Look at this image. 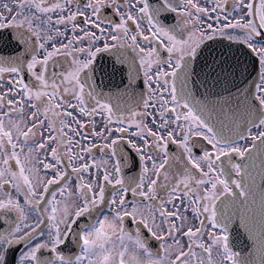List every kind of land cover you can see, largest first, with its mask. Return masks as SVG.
<instances>
[{"label":"snow or ice","instance_id":"snow-or-ice-1","mask_svg":"<svg viewBox=\"0 0 264 264\" xmlns=\"http://www.w3.org/2000/svg\"><path fill=\"white\" fill-rule=\"evenodd\" d=\"M217 37L258 57L234 105ZM5 74L0 264H264V0H0Z\"/></svg>","mask_w":264,"mask_h":264},{"label":"flooded vegetation","instance_id":"flooded-vegetation-1","mask_svg":"<svg viewBox=\"0 0 264 264\" xmlns=\"http://www.w3.org/2000/svg\"><path fill=\"white\" fill-rule=\"evenodd\" d=\"M200 3L202 5H206L211 7V0H200ZM229 3H231V0H229ZM114 19L118 20V17H113ZM168 23H175L176 21L170 16ZM134 27V26H133ZM141 44H143V41H140ZM212 44L215 51L212 53V55H208V53H205L207 56V63L211 64L213 58L219 62L221 59L226 60V63L224 64V67L226 69L234 68V66L237 64V62L240 63V66L246 67L247 72L244 73L243 76L240 75H232L230 72H225L220 75L219 82L217 83L214 79L208 78L207 85L202 86L200 91L203 94L200 98L203 99L207 97L209 101H215L216 106L219 107L221 105L227 106L225 104V101H231V103L234 105L237 98V88L236 86H239L240 88H243L245 84H247L249 87L252 86L253 81L256 80V69L258 65V57L252 53L245 45L233 43L231 46H229V42L227 40H223V42H220V38L217 37L215 41L208 42ZM223 52V56L220 55V53ZM105 58L108 57V54H103ZM129 55L132 56L134 53H131L129 50ZM205 61H201V67L204 68V71L201 73V78H204V74L209 71L208 68L204 67ZM125 69H127V65L123 66ZM238 71V69H237ZM25 82H30L31 77L27 74H23ZM8 74H5V78L3 81H0V91L5 90L8 85ZM118 82V81H117ZM107 83V81H105ZM135 90L137 92H147V89L143 85V74L141 72L140 78L135 82ZM104 91H108L107 88L104 89ZM125 100L127 98H124ZM211 106V105H210ZM97 120L99 121L100 118L98 117ZM102 126V122L98 123L97 129ZM135 130V129H131ZM206 143V142H205ZM210 147V146H209ZM170 151L176 152L178 149L175 145H170ZM197 154H201L200 150H195ZM93 155L95 156L97 161H100L102 159H105L99 151L94 149ZM139 169H125L126 175H136L138 174ZM129 199L131 200V196L129 195ZM189 220L191 222V214L189 213ZM2 223V221H0ZM132 225H130L131 227ZM4 227H7V225H4Z\"/></svg>","mask_w":264,"mask_h":264},{"label":"water","instance_id":"water-1","mask_svg":"<svg viewBox=\"0 0 264 264\" xmlns=\"http://www.w3.org/2000/svg\"><path fill=\"white\" fill-rule=\"evenodd\" d=\"M257 184H258V185L260 184L259 179H257ZM254 207H255V208L257 209V211H258V209H259V197H258V196H257V201H256V204H255ZM233 227H235V225H234ZM240 231H241V235H242L243 240L246 241V242H247V245H248V247H247V251H246L245 254H249V253H251V254H252V258L255 259L256 254H255V252L253 251V246H252V245H253V242H252L251 240L248 239L247 233H245L243 229H241Z\"/></svg>","mask_w":264,"mask_h":264}]
</instances>
